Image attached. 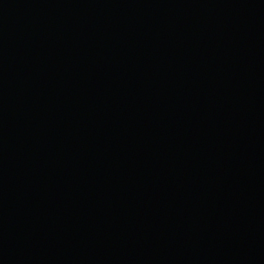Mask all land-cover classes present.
Masks as SVG:
<instances>
[{
    "label": "water",
    "instance_id": "water-1",
    "mask_svg": "<svg viewBox=\"0 0 264 264\" xmlns=\"http://www.w3.org/2000/svg\"><path fill=\"white\" fill-rule=\"evenodd\" d=\"M0 264H264V0H0Z\"/></svg>",
    "mask_w": 264,
    "mask_h": 264
}]
</instances>
